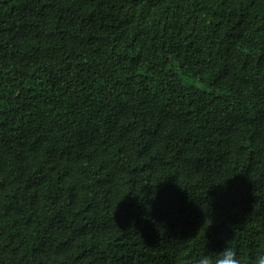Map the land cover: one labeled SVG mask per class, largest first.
Listing matches in <instances>:
<instances>
[{
	"label": "trees",
	"instance_id": "1",
	"mask_svg": "<svg viewBox=\"0 0 264 264\" xmlns=\"http://www.w3.org/2000/svg\"><path fill=\"white\" fill-rule=\"evenodd\" d=\"M264 253V0H0V264Z\"/></svg>",
	"mask_w": 264,
	"mask_h": 264
},
{
	"label": "clouds",
	"instance_id": "2",
	"mask_svg": "<svg viewBox=\"0 0 264 264\" xmlns=\"http://www.w3.org/2000/svg\"><path fill=\"white\" fill-rule=\"evenodd\" d=\"M197 264H212V260L208 255H205L197 261ZM215 264H241V260L231 249H225L215 260ZM256 264H264V253L256 257Z\"/></svg>",
	"mask_w": 264,
	"mask_h": 264
}]
</instances>
